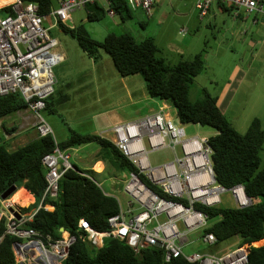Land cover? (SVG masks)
<instances>
[{"label": "built area", "instance_id": "obj_1", "mask_svg": "<svg viewBox=\"0 0 264 264\" xmlns=\"http://www.w3.org/2000/svg\"><path fill=\"white\" fill-rule=\"evenodd\" d=\"M99 1L106 4L111 15L116 14L111 6L112 0H60L58 7L48 16L39 12L35 2L13 0L8 4L12 6L13 13L0 14V97L19 93L36 114L39 136L54 135L52 126L41 112L46 109L47 99L55 90L54 67L64 59V54L59 51V39L50 33L45 20L52 17L54 27H70L72 12ZM214 1L243 8L248 14L264 18V0H198L202 18L208 14ZM127 2L134 9L142 8L147 14H151L155 3L154 0ZM107 132L112 134L111 141L138 172H130L125 182V192L129 195L126 210L122 200L116 197L120 209L108 218V230L98 231L87 219H80L79 226L90 242L102 246L105 238L112 236L126 240L137 253L145 248L160 247L166 261L183 256L199 264L248 263L247 245L236 246L221 255L185 250L189 232L207 227L209 221L208 214L198 209L196 204L218 205L222 202L221 194L227 190L232 191L239 206L252 203L242 185L226 188L218 184L210 137L188 135L184 126L175 125L168 117L165 107L116 124ZM165 146L171 147L173 159L154 165L149 153ZM68 151L70 149L62 151L56 147L44 155L42 161L47 169V186L36 211L24 213L20 206L4 199L9 215L0 213V220L6 217L5 234L18 238L14 251L19 264H62L77 240L68 231L58 239L51 235L46 239L28 225L40 208L54 209L53 205L44 204V200L46 197H58L60 178L73 167ZM140 174H144L161 192H156L144 182ZM203 240L215 243L216 237L213 233H206Z\"/></svg>", "mask_w": 264, "mask_h": 264}, {"label": "trees", "instance_id": "obj_2", "mask_svg": "<svg viewBox=\"0 0 264 264\" xmlns=\"http://www.w3.org/2000/svg\"><path fill=\"white\" fill-rule=\"evenodd\" d=\"M23 1L37 3L39 12L46 16L54 9L53 0ZM111 6L124 18L131 15L132 9L127 0H112ZM88 7V18L91 21L100 20L107 12V8L99 2L88 4L86 8ZM12 13L11 5L0 8V14ZM61 28L75 38L90 55H93L98 47L104 48L112 57L120 75H141L150 96L168 100L176 108L182 124L207 125L217 130L209 139L213 148L212 162L216 180L226 188L242 185L252 203L235 207L196 204L198 209L208 214L209 220L214 221L204 229V233H213L216 242L236 238L237 245H247L249 248L247 264H264V244L255 245L264 241V168L258 170L261 151L264 148V126L259 118H255L246 132L241 133L221 110L219 97L207 90H204V97L197 101L190 100V84L205 68L203 51L171 65L157 55L158 46L152 37L138 41L132 33L122 32L109 33L103 40H97L83 24L76 27L61 25ZM50 104L52 103L48 98L47 106ZM27 107V102L19 93L0 97V117ZM69 129V137L61 142L57 141L54 135L48 134L14 150H10L5 142L0 143V195L12 185H16L17 190L25 187L36 197V201L27 207L21 206L20 209L27 214L36 211L47 186V169L42 159L56 147L65 151L97 143L109 149L115 162L128 173L138 172L110 139L93 133L83 134L71 127ZM94 173V169L88 172L73 164L60 178L58 197H46L44 200V204H51L54 209L40 208L33 220L28 222L29 226L46 239L47 235L58 239L64 231L77 237L62 264H199L190 262L183 256L166 261L160 247L145 248L137 253L126 240L118 237H106L102 246L90 242L85 237V231L79 226L80 219H87L98 231H106L109 229L108 218L120 209L117 196L103 190ZM140 177L156 192H161L144 174H140ZM5 223L6 217H2L0 264H19L14 251V243L18 238L5 234ZM237 245L233 244L231 248Z\"/></svg>", "mask_w": 264, "mask_h": 264}, {"label": "rangeland", "instance_id": "obj_3", "mask_svg": "<svg viewBox=\"0 0 264 264\" xmlns=\"http://www.w3.org/2000/svg\"><path fill=\"white\" fill-rule=\"evenodd\" d=\"M188 1L194 8H197L198 0ZM10 2L11 0H0V7L8 5ZM214 12L217 15H214ZM199 15L200 10L197 9L196 18L200 21ZM108 19L107 9L100 21L103 22ZM203 19H205L203 20L205 22H202L204 28L200 31L191 29L188 32L189 36L186 38L178 36L177 33H171L173 37L158 35L157 41H155L158 46L157 55L163 57L169 64L174 65L182 59L191 58L196 53L203 51L205 68L190 84V100L197 101L204 97V90H207L210 94L219 97L221 108L241 133L246 132L249 124L255 118H259L264 126V29L257 28L255 30L254 28L252 30L248 28L250 20L234 19L230 12L220 10L216 5V1L213 2L212 12ZM210 19L212 24L208 25ZM116 20H119V16H116ZM92 23L97 25L95 22ZM87 24L89 25V23ZM56 27L51 28L50 33L52 35H56ZM125 30L131 32L136 38H139L140 34H143L145 38L148 36L146 34H158L157 28L148 26V24L145 27L142 26L137 17L128 20V23L125 26L122 25L120 29H116V32L121 33ZM94 31L98 34L99 29L96 28ZM181 33L187 34L185 31ZM57 37L62 41L63 48L71 55V61L66 66L67 74L76 76L83 68L91 69L90 67L95 61H100L102 67H112L110 66V61L113 63L112 57L104 48L98 47L93 55L87 52L84 54L85 52L78 41L66 31L59 32ZM169 39H173L174 47L176 45L184 46L189 51L185 55H178L172 50L171 45L167 44ZM104 55L109 58L108 63L102 61ZM137 75L142 78L141 75ZM109 81L110 78L103 79L102 84L99 85L78 81L76 84L66 86V91L62 94H69L68 99L61 100L60 94H58L56 99L52 101L53 105L51 107L54 108V111L43 110L41 113L46 117V120L48 118L50 123L58 126L60 134L64 132L70 134L69 128L71 127L82 132L86 130L85 128H88L94 130L92 131L93 134L106 138L111 137V133L106 136L103 135L106 134L104 128L110 126V121L121 116L123 111L128 112L132 108H123L118 104V102H125L118 100V93L110 87ZM74 88L78 91L75 92ZM166 113L175 125L184 126L190 136L210 137L217 133V130L211 126L194 123L182 124L173 105L166 110ZM91 117H93L92 119L96 118L97 129L96 127H88L92 124ZM0 121H4L5 124L16 121L19 125L16 112L5 116L3 119L0 118ZM54 136L57 141L61 142L62 139H59L58 135L54 134ZM4 138L5 133L0 132V143ZM7 141H5V144ZM68 152L71 155V163L85 171L88 170V172L92 169L91 166L95 160L98 158L103 159L107 165L106 170L102 174L94 173V177L103 190L122 200L126 210L129 195L125 192V182L130 174L115 162L110 150L97 143H90V145L78 146ZM149 157L152 163L157 165L173 159V151L171 147L165 146L150 152ZM263 168L264 148L261 151V162L258 170ZM11 197L12 195L6 200H10ZM221 198L220 205L224 207L238 206L231 190L223 192ZM25 200L26 197L22 196L21 201ZM13 203L15 206H19L17 203ZM0 213H4L6 216L9 215V208L5 205L1 196ZM212 222L214 221L209 220L207 227ZM207 227L189 232V243L185 246L187 252L203 250L219 255L229 250L233 244L237 245L236 238L222 242L215 241V243L205 242L203 235L206 234L204 229ZM262 244H264V241L255 243V245Z\"/></svg>", "mask_w": 264, "mask_h": 264}, {"label": "crops", "instance_id": "obj_4", "mask_svg": "<svg viewBox=\"0 0 264 264\" xmlns=\"http://www.w3.org/2000/svg\"><path fill=\"white\" fill-rule=\"evenodd\" d=\"M53 1H54V8L58 7L60 0H53ZM154 1L155 3L151 14H147L140 7H137L136 9H133L131 7L132 10L130 16L124 18L121 14L117 12L114 15H111L108 12L109 19L103 22H101L100 20L97 21L89 20L88 13L90 12V7L79 9L72 12L71 19L69 20V26L76 27L80 24H83L95 39L103 40L109 33H120V32H116V29H120L122 25L125 26L128 23V20H132L134 17H137V20L141 23L142 26L145 27V25L147 26L148 24V26H154L155 28L158 29L157 32L158 34H146V36L148 35L147 38L152 37L154 38L155 41H157L158 35L161 37H165V36L173 37L171 33H177L178 36L186 38L187 36H189L188 32H190L191 29H197V31H200L202 28H204L202 22H205L203 21L205 19L203 18L208 17L209 14L212 12V8H213V4H212L207 16L202 18L201 15H199L200 18L199 21L196 18L197 9H199L197 7V4H196L197 8H194L190 4V1L188 0H154ZM99 4L107 8L104 2L99 1ZM216 5L219 7L220 10L230 12L234 16V19H243L246 21L250 20L249 21L250 24L248 23L249 26L248 28H251L252 30H254V28L255 30L257 28H261L262 30L264 29V18L261 15L248 14L243 8L234 7L230 4H225L217 1H216ZM214 15H217L216 12H214ZM116 16H119V20H116ZM92 22H95L97 25H93ZM87 23H89V25ZM45 24L48 27H50L51 30V28L54 27L53 18L47 17V19L45 20ZM209 24H212L211 19L208 21V25ZM96 28L99 29L98 34H96V32L94 31V29ZM55 31L57 33L56 35L54 34L53 36L59 39V37H57V34H59V32H63L64 30L61 28V26H59L56 27ZM182 31H185V33L187 32V34L181 33ZM125 32H129V31L125 30ZM140 35L141 36L136 39L138 41L144 40L145 37L143 36V34ZM59 42H60L59 51L64 54V59L54 67L55 90L54 93L49 98L51 103L56 99L58 94H60L61 100L68 99L69 94H62L63 92L66 91V86L76 84L78 81L99 85L102 84L103 79L110 78L109 81V84L111 85L110 87L113 88V90H115L118 93V100L125 102V103L118 102V104H120L121 107L123 108L126 107L132 108L128 112L123 111L121 116L116 117L115 120H111L110 126L104 128L106 134L104 133L103 135L105 136L109 135L110 133L107 131L110 130L116 124L135 120L161 107H165V109L167 110L170 106H172V104L168 100H160L151 97L150 94L148 93L146 83L143 77L142 78L138 77L137 74L130 76H122L116 69L114 62L111 63V61H110V66L112 67L109 66L102 67L100 65V61H95V63L94 62L92 63L90 67L91 69L83 68L82 70L79 71L78 74H76V76L67 74L66 66L71 61V55L70 52L67 53V50L63 48L61 43L62 41L60 39ZM167 44L171 45L172 50H174L178 55H185L187 51H189L188 48L184 46L176 45L174 47L175 43L173 39L171 40L169 39ZM84 52H85L84 54H86L85 50ZM102 61H105L106 63L109 62V58L107 57V55H104ZM74 91L77 92L78 89L74 88ZM52 105L53 103L47 106L45 110L54 111V108L51 107ZM219 106L221 108L220 101H219ZM221 110L224 112L222 108ZM16 113L18 116L19 125L17 124L16 121L10 122L9 124H5L4 121L2 122L0 121L1 122L0 132L2 134L5 133V138L2 142L8 140L6 144L10 150H14L19 146H22L28 143L29 141L37 139L39 137L36 128L37 117L35 112L32 111L29 107H27L18 110ZM4 117H0V118L3 119ZM92 118L93 117H91L92 124L88 127H96L97 129L96 118L95 119ZM50 124L53 128L54 134L58 135L59 139H62L61 141H64L69 137L70 134L65 132L60 134L58 132V126L56 124L54 123L53 124L50 123ZM85 129L86 130H84L83 132L81 130H76V131H79L83 134L93 133L92 131H94L88 128ZM112 138L113 136L111 134V137H108V139L111 140ZM87 145L90 144H86V146ZM74 148H70V150H73ZM91 167L96 171V174H102L106 170L107 165L103 159L98 158L97 160H95L94 164ZM22 190L28 193V197H26L25 201H21L22 197L20 198L18 196L19 193L22 192ZM10 201L17 203L19 206L27 207L36 201V197L25 187H20L12 195ZM233 248H235V246Z\"/></svg>", "mask_w": 264, "mask_h": 264}, {"label": "water", "instance_id": "obj_5", "mask_svg": "<svg viewBox=\"0 0 264 264\" xmlns=\"http://www.w3.org/2000/svg\"><path fill=\"white\" fill-rule=\"evenodd\" d=\"M17 190V186L16 185H12L11 187H9L6 191H4L1 194V197L3 199H8L15 191ZM62 231H64V228H62ZM16 247V245H14Z\"/></svg>", "mask_w": 264, "mask_h": 264}, {"label": "bare ground", "instance_id": "obj_6", "mask_svg": "<svg viewBox=\"0 0 264 264\" xmlns=\"http://www.w3.org/2000/svg\"><path fill=\"white\" fill-rule=\"evenodd\" d=\"M18 196H19L20 198H21L22 196L28 197V193L22 190V192H20Z\"/></svg>", "mask_w": 264, "mask_h": 264}]
</instances>
